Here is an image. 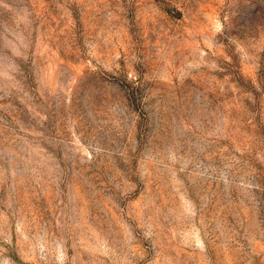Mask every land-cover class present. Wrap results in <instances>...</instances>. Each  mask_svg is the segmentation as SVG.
<instances>
[{
    "label": "rangeland",
    "instance_id": "374dc122",
    "mask_svg": "<svg viewBox=\"0 0 264 264\" xmlns=\"http://www.w3.org/2000/svg\"><path fill=\"white\" fill-rule=\"evenodd\" d=\"M0 264H264V0H0Z\"/></svg>",
    "mask_w": 264,
    "mask_h": 264
}]
</instances>
